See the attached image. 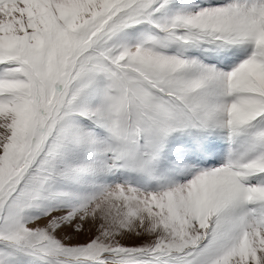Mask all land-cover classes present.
<instances>
[{
	"label": "snow or ice",
	"instance_id": "snow-or-ice-1",
	"mask_svg": "<svg viewBox=\"0 0 264 264\" xmlns=\"http://www.w3.org/2000/svg\"><path fill=\"white\" fill-rule=\"evenodd\" d=\"M0 264H264V0H0Z\"/></svg>",
	"mask_w": 264,
	"mask_h": 264
}]
</instances>
